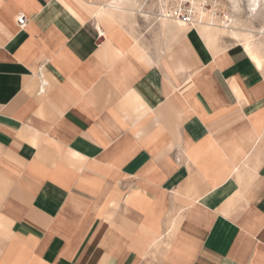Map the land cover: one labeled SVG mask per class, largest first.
I'll return each instance as SVG.
<instances>
[{
  "label": "crops",
  "instance_id": "1",
  "mask_svg": "<svg viewBox=\"0 0 264 264\" xmlns=\"http://www.w3.org/2000/svg\"><path fill=\"white\" fill-rule=\"evenodd\" d=\"M123 1L0 0V264H264V47Z\"/></svg>",
  "mask_w": 264,
  "mask_h": 264
},
{
  "label": "rangeland",
  "instance_id": "2",
  "mask_svg": "<svg viewBox=\"0 0 264 264\" xmlns=\"http://www.w3.org/2000/svg\"><path fill=\"white\" fill-rule=\"evenodd\" d=\"M221 8L224 11L221 18H227L228 16L233 15L235 16V18H238L240 22L239 24H235V22H230V26L231 27L233 26L232 29L233 30L235 29V31L233 32L230 30H228V32L220 31L216 35V36H221L222 47L227 48L230 46H234L238 42L243 43V39H245L244 37L246 35L252 36L251 39L253 40L264 41V37H262L261 34H258L259 33L258 31L264 21V8L263 11H261L262 15L259 13L258 15L253 17H250L249 15V4L247 0H243L241 4V8L238 11L232 8V3L229 0H222ZM138 21H139V26L137 28L136 33L137 35L142 37V41L144 42V44L150 50L156 51L159 48V49H164V51L167 52V42H168L167 36L163 32V30L159 27V25L156 24L154 19L152 18L151 21H146L144 18L138 17ZM234 32H236V34H238L239 36L238 37L235 36L233 34ZM261 47H264V45L263 46L261 45ZM1 260L4 264H9L11 258L3 254Z\"/></svg>",
  "mask_w": 264,
  "mask_h": 264
},
{
  "label": "bare ground",
  "instance_id": "3",
  "mask_svg": "<svg viewBox=\"0 0 264 264\" xmlns=\"http://www.w3.org/2000/svg\"><path fill=\"white\" fill-rule=\"evenodd\" d=\"M125 1V0H124ZM123 1V3H124ZM137 1V0H136ZM159 2H161L162 0H158ZM204 0H193L194 2V6L198 9L199 12V18L201 19L200 22L196 23L195 25H201L200 26V30L202 32H205L207 34L208 37H210V35H214L216 36L220 31L222 32H228V30L230 31H235V29L233 30L232 27L230 26V22H235V24H239V20L238 18H235V16H228L227 18H221L222 14L224 13L223 9L221 8V1L222 0H217L216 2L213 3V8L212 10H207V9H203L202 8V2ZM232 3V8L236 11L240 10L241 8V4L243 2V0H229ZM248 4H249V15L250 17L256 16L259 13L261 14L264 8V0H247ZM127 2V1H126ZM131 2V1H129ZM122 3V2H120ZM119 4V3H118ZM140 4V3H139ZM171 4V0H164L163 1V6L161 7V11L159 13L160 16V23H162V26H164L165 31H169V28L167 26L168 22H172V20H175L174 23L177 24V26L181 29H183L186 25H190L188 23H185L183 20L178 19V18H174V17H170L168 14V9L169 6ZM112 5V4H111ZM126 5V4H125ZM123 6V4H122ZM109 7V6H108ZM117 7V6H116ZM124 7V6H123ZM140 8V6H139ZM112 9V8H111ZM131 9V8H130ZM107 10V9H106ZM129 10V9H128ZM214 10H221V14H217L215 15L213 12ZM117 11V10H116ZM126 12V11H125ZM124 12V13H125ZM111 13V12H110ZM115 13V11H114ZM113 13V14H114ZM118 14V13H117ZM125 15V14H122ZM262 15V14H261ZM117 16V15H114ZM129 16V14H128ZM122 18V17H121ZM123 19V18H122ZM172 19V20H171ZM111 20V19H110ZM120 20V19H119ZM112 21V20H111ZM192 25H190L191 27ZM170 27V24H169ZM235 27V26H234ZM238 28V27H237ZM172 29V28H171ZM173 30V29H172ZM178 30V29H176ZM248 30V29H247ZM229 31V32H230ZM244 31V30H243ZM258 34H261L262 37H264V21L262 26L260 27ZM167 34V33H166ZM174 34V33H173ZM231 34V33H230ZM235 36H239L238 34H236V32L233 33ZM175 35V34H174ZM177 35V34H176ZM177 37V36H176ZM252 36H248L246 35L243 39V43L244 46L246 47V49L248 50V52L250 53L251 57H253L254 59H258L259 56L256 52V46L258 45H263L264 41H257V40H253L251 39ZM169 40V39H168ZM174 40V39H173Z\"/></svg>",
  "mask_w": 264,
  "mask_h": 264
},
{
  "label": "built area",
  "instance_id": "4",
  "mask_svg": "<svg viewBox=\"0 0 264 264\" xmlns=\"http://www.w3.org/2000/svg\"><path fill=\"white\" fill-rule=\"evenodd\" d=\"M217 0H204L202 2V8L212 10L213 3ZM215 15L221 14V10H214ZM170 17L183 20L185 23L195 25L200 22L198 9L194 6L193 0H171V4L168 9ZM18 23L23 27L26 23V17L23 14L18 16Z\"/></svg>",
  "mask_w": 264,
  "mask_h": 264
}]
</instances>
